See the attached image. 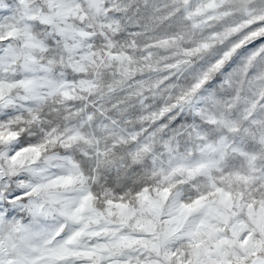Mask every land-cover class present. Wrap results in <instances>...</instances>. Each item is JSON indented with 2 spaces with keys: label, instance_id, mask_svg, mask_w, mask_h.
I'll return each instance as SVG.
<instances>
[{
  "label": "snow or ice",
  "instance_id": "snow-or-ice-1",
  "mask_svg": "<svg viewBox=\"0 0 264 264\" xmlns=\"http://www.w3.org/2000/svg\"><path fill=\"white\" fill-rule=\"evenodd\" d=\"M0 264H264V0H0Z\"/></svg>",
  "mask_w": 264,
  "mask_h": 264
}]
</instances>
